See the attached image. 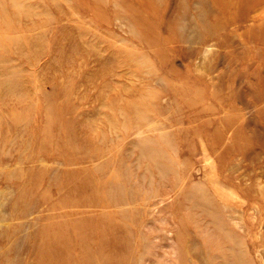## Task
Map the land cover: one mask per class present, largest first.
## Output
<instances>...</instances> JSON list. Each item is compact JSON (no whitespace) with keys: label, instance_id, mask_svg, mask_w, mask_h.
I'll list each match as a JSON object with an SVG mask.
<instances>
[{"label":"rangeland","instance_id":"1","mask_svg":"<svg viewBox=\"0 0 264 264\" xmlns=\"http://www.w3.org/2000/svg\"><path fill=\"white\" fill-rule=\"evenodd\" d=\"M0 264H264V0H0Z\"/></svg>","mask_w":264,"mask_h":264},{"label":"bare ground","instance_id":"2","mask_svg":"<svg viewBox=\"0 0 264 264\" xmlns=\"http://www.w3.org/2000/svg\"><path fill=\"white\" fill-rule=\"evenodd\" d=\"M205 17L207 18L208 16L205 15ZM207 25H208V27L211 26L209 22H207Z\"/></svg>","mask_w":264,"mask_h":264}]
</instances>
